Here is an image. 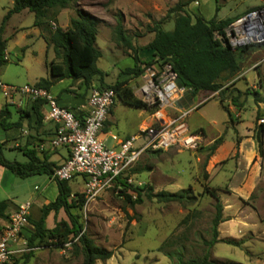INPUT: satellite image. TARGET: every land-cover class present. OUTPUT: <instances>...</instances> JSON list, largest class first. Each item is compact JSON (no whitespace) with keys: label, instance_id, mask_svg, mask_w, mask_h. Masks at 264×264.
I'll return each instance as SVG.
<instances>
[{"label":"rangeland","instance_id":"374dc122","mask_svg":"<svg viewBox=\"0 0 264 264\" xmlns=\"http://www.w3.org/2000/svg\"><path fill=\"white\" fill-rule=\"evenodd\" d=\"M11 1L0 0V20ZM176 1L76 0L73 4L61 8L55 18L48 21V27H65L69 18L75 14V8H83L94 15L98 19L94 44L100 50L95 64L106 71L103 79L110 82L116 77H124L122 74L118 75L119 68L132 63V58L127 54L128 50L112 38V28L117 19L120 20L124 31L132 36L134 44L142 45L151 36V33L146 31V24L165 14L167 8ZM262 4L264 0H193L187 5V9L206 18L213 13L217 18H221L235 16L250 7ZM32 19L33 13L24 8L12 12L2 27L1 36L5 38V50L8 54L6 53L7 59L0 63V76L5 82H32L35 78L47 74V62L53 51L50 47L46 48L43 38L46 29L32 25ZM171 25L172 22L168 20L163 26L170 28ZM253 62L257 64L255 69L259 71L261 78V85L257 90L260 95H264V46H256L245 56L242 67L244 77L255 74L254 68L245 69ZM140 78L141 75L130 78L129 86L132 88ZM236 82L244 85L243 80L237 79ZM91 86L98 87L96 80ZM249 88L255 87L247 89ZM202 95L204 96L203 93ZM2 97L0 93V101H3ZM236 100L241 102L240 106L230 100L223 102L226 105L231 104L236 110L240 108L238 114H235L234 110L230 117L219 105L215 95L201 105L199 110H206L211 115L216 112V118L227 119L220 135L218 134L222 147L227 150L235 148L244 134L252 137L255 147L252 164H248L245 159L249 143L244 148L241 145L239 153H233L231 150L232 153L216 161L209 172L205 171L204 166L209 144H204V140L193 149L173 147V152L168 151L169 148L143 151L133 167H149L153 170L150 175L153 190L184 188L193 200L190 204L183 205L176 201L143 197L140 202L130 204L119 191L121 185L112 184L104 188L78 210L82 230L96 244L111 250L108 258L97 259L93 264H172L177 254L186 259L190 256H200L206 249L209 258L216 261L264 264V106L255 111L256 102L250 92L239 94ZM9 107L13 109L12 105ZM260 118L261 120L257 121ZM259 122L263 123V129L258 150L255 127ZM12 132L16 133L12 129L3 130L0 126V137H9ZM16 139L19 140L20 137ZM8 143L13 142L11 140ZM2 155L9 160L23 161L25 158L20 149L9 148L6 144L2 148ZM134 170L136 169L129 173L134 172L139 177L138 172ZM165 171L172 173H161ZM140 176L146 177L145 170ZM232 177L245 178V181L230 195L226 185ZM67 183L73 193L83 189L79 175L73 180H67ZM204 185L215 187L222 204V215L225 208V211L233 216L227 221L218 222L217 237H232L237 243L218 240L207 246L202 242L210 238V218L214 211V198L205 191L201 192ZM126 191L132 198L133 192L130 189ZM56 192L55 180L45 173L22 176L0 165V199L34 200L35 204H39L43 198L51 199ZM38 208L35 212H38ZM164 240L167 242L162 244ZM32 251L26 264H80L82 260L81 254H75L70 243L63 249L60 246L48 245L36 247Z\"/></svg>","mask_w":264,"mask_h":264},{"label":"trees","instance_id":"16d2710c","mask_svg":"<svg viewBox=\"0 0 264 264\" xmlns=\"http://www.w3.org/2000/svg\"><path fill=\"white\" fill-rule=\"evenodd\" d=\"M76 0H12L11 5L0 20V63L7 59L4 57L5 38L1 36V30L8 16L12 12L26 8L33 13L32 25H38L46 29L43 38L46 48L53 51V58L47 62L48 76H40L33 83L49 88L55 80L69 77L71 80L78 79L83 87L88 88L92 81L96 80L98 87H111L115 97L120 101L137 107H145L152 110L139 98H137L128 80L142 74L143 69L150 63L167 61L176 74V82L185 86V92L196 93L197 91L208 97L216 96L230 117V112L222 103V99L227 97L236 106L241 102H236L238 95L245 92L252 94V99L264 101V95H260L257 88H245L240 91L232 86L235 79L242 70L245 56L256 46H264V41L260 43H249L231 47L222 41L215 34L221 33L223 27L234 17L247 11L248 8L235 16L217 18L213 13L206 18L202 14L187 9V5L193 0H177L169 6L161 17L153 19L150 24H146V31L151 33L150 38L142 45L134 44L132 36L126 33L119 19L112 28V38L128 50V55L132 58L130 65L119 68L118 75L110 82L103 79L106 73L95 64V59L100 55L99 48L94 44L97 32L98 19L83 8H75V14L69 18L65 27L54 25L48 27V21L55 18L61 8L73 4ZM215 2L217 0H214ZM255 7V6H253ZM217 5H215V9ZM170 20V28H164V23ZM144 48L150 51V56L146 59L138 55L137 49ZM68 91H73L64 87ZM251 89V90H250ZM76 92V91H75ZM28 99V98H27ZM43 103L41 98L28 99L27 109L16 107L17 117L9 120L10 110L4 103L0 107V126L7 130H18L23 124L34 130L42 118L40 106ZM75 117L81 119L77 110L68 107ZM56 124L54 123V128ZM53 128V133H54ZM256 143L258 150L261 144V131L263 123L256 124ZM9 137L0 140V164L16 174L25 176L33 173H45L56 181L57 192L53 199L42 203L35 216L28 214V224L22 229L21 234L26 241L27 249L22 250L17 255H13L10 264H26L32 254V250L40 246H61L62 242L69 241L75 254L80 253L82 260L80 264H93L95 260H104L111 255V250L96 244L83 230L78 220V210L83 205V191L79 190L70 196V189L67 180H58L51 176L52 168L56 166L51 161L39 158L35 146L28 138L23 141L18 148L25 156L23 161L9 160L3 157L2 148ZM14 139V137H12ZM221 141L218 136L207 146L208 153ZM13 144V143H12ZM9 147V146H7ZM11 147H15L14 145ZM9 147V148H11ZM159 150V149H158ZM204 176L205 173H204ZM121 176L115 178L113 184L121 185L119 191L124 199L130 204L140 202L143 197L155 198L159 201H176L180 204H190L193 197L186 189L153 190V185L146 181L137 185L126 183ZM69 180V179H68ZM127 189L133 192V197L126 193ZM207 192L214 198V211L210 218V238L202 242L207 246L215 241L221 240L227 243H237L232 237H217V224L225 217L222 216V204L215 191V187L204 185L201 192ZM7 201L0 199V218L7 219ZM62 209L67 220L55 221L52 226L45 225V216L48 212H56ZM75 211V212H74ZM187 217V215H186ZM186 218L184 217L183 220ZM1 228V227H0ZM166 240V239H165ZM163 241L162 244L167 241ZM19 255V256H18ZM172 264H242L233 261H216L209 258L207 249L200 256H190L183 259L180 254L176 255V260Z\"/></svg>","mask_w":264,"mask_h":264},{"label":"built area","instance_id":"2783aa9c","mask_svg":"<svg viewBox=\"0 0 264 264\" xmlns=\"http://www.w3.org/2000/svg\"><path fill=\"white\" fill-rule=\"evenodd\" d=\"M215 35L232 48L264 41V4L234 17L221 33ZM186 89L176 82V74L169 62L158 61L146 65L133 90L137 98L152 107V121L138 126L133 133L118 141L117 148H112L99 135L115 99L111 87L90 85L86 97L87 110L80 119L67 106L59 104L48 89L33 82L7 83L0 77V93L8 103L19 105L22 98H41L46 104L42 118L56 124L48 140L49 145L68 148L67 156L52 168L51 176L58 180H68L75 174L84 175L83 206L104 188L111 186L118 176L126 183L140 185V181L130 177L128 169L143 150H164L169 147L193 149L201 142L202 134L191 130L185 120L186 113L193 106L175 109L177 113L173 115L166 112L167 108H173L172 102ZM30 206L29 200L16 204L1 226L0 264H10L13 255L27 249L21 231L28 224ZM69 243L62 242L61 249Z\"/></svg>","mask_w":264,"mask_h":264},{"label":"crops","instance_id":"0c3cea01","mask_svg":"<svg viewBox=\"0 0 264 264\" xmlns=\"http://www.w3.org/2000/svg\"><path fill=\"white\" fill-rule=\"evenodd\" d=\"M4 53H5V56L7 57L8 52L5 50V48H4ZM138 55L140 57L146 59L150 56V51L148 49L141 48L138 51ZM51 58H53V55L49 58V60ZM256 65L257 64L255 62H253L252 64L247 66L245 69H248L250 67L255 69ZM243 69L239 72V76L235 79L232 86L238 88L242 92L244 91V87H246V86L255 87L258 89L259 85H261V78L259 76V71H257L255 69V74H252L251 76L246 78L243 75V72H242ZM44 76H48V70H47V74H45ZM37 78H35V80ZM67 79L69 80V82L66 83L65 80H67ZM237 79L243 80L245 86L242 84H238L236 82ZM35 80H33L32 82H34ZM138 82H136V83H138ZM7 83H12V82H7ZM61 83H63V84L60 86ZM92 84H93V81L91 82L90 85H92ZM64 87H68V88L75 89V90H74V92L68 91V90L64 89ZM89 87L88 88L83 87V85L80 84L78 79L71 80L69 77H63V78H60L58 80H55L52 84H50L48 90L56 97L57 102L59 104L74 108L75 110L79 111L78 114L79 115L81 114V116H82L87 110L86 109L87 108L86 97L88 94ZM132 92L135 95L133 87H132ZM211 97H212V95L209 97H205L199 91H197L196 93L183 92V94L181 96H179L177 99H175L172 102L173 108H167L166 109V112L168 114L173 115V114L177 113V111H175V109H186V108H190L193 106L186 113L185 120H186V123L188 124V127L191 130L200 132L202 134V140H204V142H205L204 144H210L214 140V138L218 137L220 135L219 134L220 131H222V129L224 127V124L227 122L226 121L227 119H224L221 117L216 118V116H217L216 112H214V115H211L210 113H207L206 110L202 109L203 113L199 110V107L201 105H203ZM2 100L3 101H0V107L4 103H6L7 107L10 110V116L8 118L9 120H14L17 117V112L15 110L16 107L19 106L23 109H27V106H28V99L27 98H22L20 100L19 105L8 103L4 99V97H2ZM222 100H223L222 101V103H223L226 100L228 101L229 99L223 98ZM9 105H12L13 109H11V107H9ZM219 105L221 106L220 101H219ZM224 105L226 106V108L228 109V111L230 113L235 110L236 111L235 114H238V110L240 108L236 110V108L231 106V104H229V103L227 105L226 104H224ZM263 106H264V101H257L255 111H256V109L259 111V108H263ZM45 109H46V104L43 102L40 106V111L43 112V111H45ZM195 110H197V111H195ZM150 113H151L150 110H148L145 107L132 106V105H129V104H126V103L120 101L117 97H115V99H114V101L110 107V110H109L106 118L103 121L101 129L99 131V135L103 139L104 143L107 146H110L112 148H117L118 147V141L120 139L125 138L129 134L133 133L137 129L138 126H140L142 124H147V123L152 121V116L150 115ZM204 114H205V116H204ZM207 115H209V116H207ZM227 116H228V114H227ZM53 128H54V122L52 120L43 119V118H41L39 124L37 125V127L34 130L28 129L23 124L18 130H14V131H16V133L12 132L9 134L10 140L8 139V141L6 142V145L9 147L14 145L16 148H18L17 145H19V144L21 145L23 143V141H25V139L28 138V140L31 142V144L35 146L36 153L39 156V158L45 159L46 161H51L53 164L57 165L59 162H61L67 156L68 148L66 146L51 147L49 145L48 140L51 137V135L53 134ZM3 130H5V129H3ZM8 131H9V129H8ZM3 135H4V133H3ZM5 137H8V135L4 136V137H0V140H3ZM12 137H14V139H12ZM17 137H20L21 141H19L20 139L17 140L16 139ZM11 140H12L13 144L8 143ZM138 142H139V140L137 139L136 143H138ZM248 143H249V145H248L249 150H248L247 154L245 155V159L248 162V164L250 163V165H251L253 157L255 155V147H254V141L252 140V137L250 135L244 134L243 139H241L239 141V143L236 144L235 148L234 147L231 148V150L233 153L235 151H237L239 153L242 149V146L244 148ZM11 148H13V147H11ZM172 149H173V147H169L168 151L171 150L173 152L174 150H172ZM145 150H150V149H145ZM145 150H143V151H145ZM231 150L229 151L226 148L222 147V140H221L213 148V150L211 152H209L208 155L206 156L205 161H204L205 162L204 163L205 164L204 165L205 171L209 172V169L211 167H213L215 162L218 161L219 159H221L222 157L232 153ZM143 151L141 153H143ZM135 161L133 162V164L135 163ZM254 163H255V161H254ZM133 164L128 169V174L130 175V177H132L134 180L140 181L141 183L148 181L152 184V180L150 179V175H151L153 170L149 169V167H143V168L142 167H133ZM133 169H136L134 171L138 172L139 177H137L134 172H133L134 174L132 172H131L132 174L129 173L130 171H133ZM143 170H145V172H146L145 178L140 176V174ZM161 173L168 175L172 172L165 171V172H161ZM78 175L81 177V180L83 182L84 175H82V174H75L71 178V180L75 179ZM141 177H142V179H141ZM49 178H51V177H49ZM239 179H241V178H239ZM239 179H238V177L237 178L232 177V179L231 178L228 179V182H227L228 185H226L227 189L230 191V193H228V194L232 195L233 193H231V192L233 190L239 188L240 185L244 183L245 178L241 179L238 182L237 180H239ZM233 185H235V186H233ZM73 194L74 193L70 191V196ZM55 195H56V193H55ZM55 195L51 199H53L55 197ZM3 199H5L7 201V206H6L7 213H9L10 210L16 204H18L19 202H22V201H13L9 198H3ZM51 199H49V200H51ZM47 200H48L47 198H43V200L39 201V204H35L34 200H31V209H30L29 214L33 215V216L35 215V217H36V215L38 213V212H35L37 210V207H39L42 203L46 202ZM224 206H225V204H224ZM223 210L224 211H223L222 216H224L225 219H223L222 221H227L230 218H233L232 213H229L227 210L225 211V208ZM226 216H228V217H226ZM60 219L67 220V218L65 217V213L63 212L62 209H58L56 212L50 211L45 216V225L50 227L53 225V223L55 221H58ZM5 221H6V218H0V227L5 223ZM222 221H220V223H222Z\"/></svg>","mask_w":264,"mask_h":264}]
</instances>
